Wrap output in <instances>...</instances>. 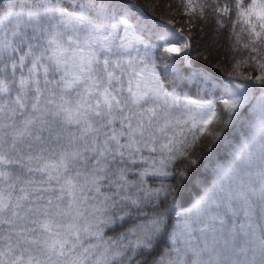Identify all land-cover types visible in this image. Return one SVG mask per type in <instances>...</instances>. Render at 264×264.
<instances>
[{
    "label": "snow or ice",
    "instance_id": "1",
    "mask_svg": "<svg viewBox=\"0 0 264 264\" xmlns=\"http://www.w3.org/2000/svg\"><path fill=\"white\" fill-rule=\"evenodd\" d=\"M0 264H264V0H0Z\"/></svg>",
    "mask_w": 264,
    "mask_h": 264
},
{
    "label": "trees",
    "instance_id": "2",
    "mask_svg": "<svg viewBox=\"0 0 264 264\" xmlns=\"http://www.w3.org/2000/svg\"><path fill=\"white\" fill-rule=\"evenodd\" d=\"M138 2L141 3V5L145 6V8L147 9L148 5H153V4H157L158 5V4H162V3H168V2H171V3L175 4V3H178V0H138ZM148 11H149V14L154 16V18L159 19V16H160V9L159 8H157L155 12H151L150 9H148ZM203 40H206V42H208L207 38H204ZM203 40H202V34L200 32V29L197 28L195 30V35L193 36V45H192L193 49L202 50V48H203V44H202ZM219 40H220V43L223 44L224 39L221 37V38H219ZM192 57H193L194 60L196 59L197 51L194 50L192 52Z\"/></svg>",
    "mask_w": 264,
    "mask_h": 264
},
{
    "label": "rangeland",
    "instance_id": "3",
    "mask_svg": "<svg viewBox=\"0 0 264 264\" xmlns=\"http://www.w3.org/2000/svg\"><path fill=\"white\" fill-rule=\"evenodd\" d=\"M205 42H206V40H203L202 44L205 43Z\"/></svg>",
    "mask_w": 264,
    "mask_h": 264
}]
</instances>
